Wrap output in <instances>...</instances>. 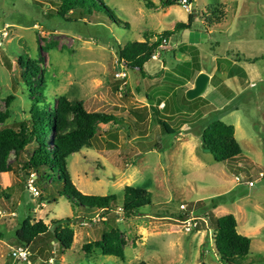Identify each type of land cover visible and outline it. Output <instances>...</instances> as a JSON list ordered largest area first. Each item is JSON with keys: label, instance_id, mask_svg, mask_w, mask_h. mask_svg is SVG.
Returning a JSON list of instances; mask_svg holds the SVG:
<instances>
[{"label": "rangeland", "instance_id": "374dc122", "mask_svg": "<svg viewBox=\"0 0 264 264\" xmlns=\"http://www.w3.org/2000/svg\"><path fill=\"white\" fill-rule=\"evenodd\" d=\"M104 1L120 21L129 24L128 29L109 24L103 14L78 22L54 17L55 0H0V115L6 116L2 127L17 128L29 118L34 98L19 64L20 57H28L42 69L44 96L52 106L66 96L84 101L89 112L114 113L122 119L117 125L102 126L97 144L69 158L77 190L88 196L115 195L122 203L125 188L134 186L151 193L152 205L131 220L112 212L104 220L97 210L87 212L59 197L63 183L58 180L51 184L35 176L33 188L39 193L35 195L31 178L19 177L15 171L1 174L0 264H221L215 228L204 221L213 200L219 208L212 214L235 216L238 232L252 240L250 254L240 264H264V0H192L189 11L181 5L163 8L165 0H150L151 9L141 0ZM211 6H223L226 17L221 26L207 29ZM190 12L196 15L193 29L168 39L160 60H151L146 69L155 76L166 68L165 76H182L190 87L194 75L179 47L194 45L205 70H215L221 81L210 82L205 94L191 103L182 101L181 89L169 95L175 114L169 124L175 134L157 136L160 129L153 114L146 136L129 133L132 127L125 121L130 111L152 106L149 97L154 105L160 104L168 85L163 79H145L128 66V78L119 79L123 67L117 66L118 46L154 42L177 23H187ZM215 121L235 127L242 148L239 159L217 163L203 149L202 133ZM108 131L117 132V140L106 135ZM27 156L22 154L18 163ZM248 181L255 186L249 187ZM202 201L206 206L197 205ZM183 208L192 210L190 231L189 220L171 217ZM28 217L49 226L56 220L77 219L71 224L72 248L64 251L49 238L48 244L27 249L29 262L15 260L12 251L20 248L16 233ZM111 228H118L123 236L125 260L84 252V245L101 240Z\"/></svg>", "mask_w": 264, "mask_h": 264}, {"label": "trees", "instance_id": "16d2710c", "mask_svg": "<svg viewBox=\"0 0 264 264\" xmlns=\"http://www.w3.org/2000/svg\"><path fill=\"white\" fill-rule=\"evenodd\" d=\"M55 1L57 10L52 13L54 17L78 22L95 14H103L109 24H124L127 29L129 28V24L120 21L114 10L104 0ZM141 1H144L149 9L154 7L150 0ZM181 2L182 0H165L162 1V7L182 6ZM69 15L75 16L73 18ZM207 17V24L209 25L207 29H209L211 26H221L226 13L223 6H211L208 8ZM195 21L196 15L190 12L187 23H177L172 31H165L157 36L154 42L148 39L145 42L133 41L123 47L118 46L117 66L121 68L122 64H125L129 68L138 69L145 79H163V83L168 85V90L162 94V98L159 100L160 104L154 105L151 97H149V105L152 106L133 108L130 111L129 118L125 121L132 127V129L129 128V133L134 130L136 135L146 136L147 122L150 115L153 114L157 117L160 129V132L156 134L157 136L175 134L176 131L169 124V120H173L175 114L171 109L172 106L168 102V98L174 90L181 89L184 93L182 101L191 103L185 96L189 87L185 86L186 82L182 76L171 73L165 76L164 70L152 76L146 71L145 66L152 60V56L157 53L164 39L168 40L184 30H192ZM179 53L190 59V72L194 75L195 81L202 71L199 48L194 45H181ZM19 64L22 69L24 83L30 89V93L33 94L34 102L29 118L19 123L17 128L2 127L5 124L6 116L0 115V175L15 171L19 177L31 178L37 176L39 179L51 184L58 180L63 183V187L58 191L59 197L68 199L87 212L97 210L102 219H107L111 212L122 216L124 220H131L142 215L140 210L152 205V195L149 191L128 186L124 190L122 203H119V199L115 195L88 196L77 190L69 171L68 161L71 156L97 144L102 126L117 125L122 119L114 113L89 112L84 101L70 100L66 96L60 97L55 106H52L44 96L43 84L45 82L42 80V69L39 67L38 62L22 56L19 59ZM218 81L221 80L217 76H214L211 80L213 84L218 83ZM161 103H164L162 110L159 108ZM107 133L109 134L106 135H109L111 139L117 140V132L108 131ZM107 144L110 148L115 147L114 144L109 142ZM202 147L209 150L217 163L237 160L242 154V148L236 139L235 127L222 121L212 122L204 129ZM25 152L28 154L27 159L19 164L18 161ZM12 155L15 157L14 162H11ZM198 203L199 206H206L203 201ZM218 206L217 201L213 200L204 214L206 224L215 228L216 255L221 264H240V259L250 254L252 240L238 232V223L235 216L226 215L216 218L212 212ZM182 207L185 206L182 205ZM191 213L192 210L183 208L178 214L171 217L177 221L185 222L191 218ZM80 219L92 221V219L83 217H80ZM76 220H56L52 226H49L43 221L33 223L31 218L28 217L16 233V244L22 248L35 249L37 245L46 244V241L50 238L56 241L64 251L69 250L74 244L75 237L71 224ZM104 223L106 224V222ZM197 231L201 230L197 229ZM124 247L125 244L120 230L111 228L104 231L101 240L84 245L83 250L88 255L100 252L103 255L125 260ZM140 264L148 263L141 262Z\"/></svg>", "mask_w": 264, "mask_h": 264}, {"label": "built area", "instance_id": "2783aa9c", "mask_svg": "<svg viewBox=\"0 0 264 264\" xmlns=\"http://www.w3.org/2000/svg\"><path fill=\"white\" fill-rule=\"evenodd\" d=\"M191 2L192 0H182L181 4L182 6L187 10L189 11L190 9V5H191ZM168 42L167 39H164L163 40V43L162 45L159 47L158 51L156 54H154L152 56V60H159V58L161 57V54L162 52H164L166 50V43ZM122 71H120L118 74H117V77L121 80H125L128 78V74L127 72L125 71V67L126 65L125 64H122ZM35 179L36 177L35 176H32L31 179L29 180V186L31 188V190L34 192L35 195H38V191L33 188V184L35 183ZM236 181L237 182H242V180L240 179V177H236ZM248 186L249 187H254L255 186V182L254 181H248L247 182ZM105 220V219H104ZM93 221V220H92ZM190 221V219H189ZM189 221H185V223L189 222ZM193 226L191 225V221L188 223V225H186V229L187 231H190L191 228ZM194 227H196V224L194 225ZM30 252L29 250H27L26 248H22L20 247L19 249H14L12 251V257L15 259V260H19L21 262H29V257H30Z\"/></svg>", "mask_w": 264, "mask_h": 264}, {"label": "water", "instance_id": "95a60500", "mask_svg": "<svg viewBox=\"0 0 264 264\" xmlns=\"http://www.w3.org/2000/svg\"><path fill=\"white\" fill-rule=\"evenodd\" d=\"M210 81L211 77L208 74L200 73L195 80L194 88L186 92V99L188 101H193L202 97L207 91ZM206 151L209 152L208 149Z\"/></svg>", "mask_w": 264, "mask_h": 264}, {"label": "crops", "instance_id": "0c3cea01", "mask_svg": "<svg viewBox=\"0 0 264 264\" xmlns=\"http://www.w3.org/2000/svg\"><path fill=\"white\" fill-rule=\"evenodd\" d=\"M183 56V55H182ZM183 57H185V59H184V63L186 62V63H189L190 62V59L188 58V57H186V56H183ZM160 60V59H159ZM201 67H202V71H201V73H206V74H208L210 77H211V79L214 77V76H217V74H216V71L214 70V71H212V73H209V72H207L206 70H205V68L203 67V65L201 64ZM145 69H146V66H145ZM163 70L165 71L166 70V68H163ZM146 71H147V69H146ZM148 72V71H147ZM149 73V72H148ZM151 75V74H150ZM197 78V77H196ZM196 80V79H195ZM211 82V81H210ZM194 84H195V81H193V83H192V85L189 87V89L188 90H190V89H192V88H194ZM164 104V103H163ZM163 109V108H162ZM219 208V207H218ZM217 208V209H218ZM216 209V210H217ZM238 223V222H237ZM237 230H238V228H237ZM244 234V236H247V233H243ZM218 258V257H217Z\"/></svg>", "mask_w": 264, "mask_h": 264}]
</instances>
